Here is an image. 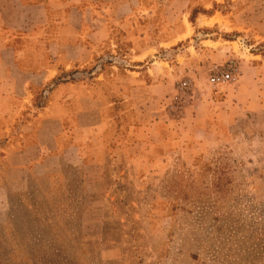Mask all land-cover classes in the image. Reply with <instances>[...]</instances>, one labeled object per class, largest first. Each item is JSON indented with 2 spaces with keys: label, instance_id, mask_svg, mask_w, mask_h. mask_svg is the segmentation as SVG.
Instances as JSON below:
<instances>
[{
  "label": "rangeland",
  "instance_id": "374dc122",
  "mask_svg": "<svg viewBox=\"0 0 264 264\" xmlns=\"http://www.w3.org/2000/svg\"><path fill=\"white\" fill-rule=\"evenodd\" d=\"M109 4L122 18L113 55L128 42L156 47L176 33L182 41L167 52L150 49L149 63L161 54L170 66L69 74L147 72L145 85L131 82L103 111L101 138L112 156L104 174L72 156L14 173L0 156V264H264V66L237 62L249 51L264 57V0L91 5L100 12ZM205 47L234 56L176 68L173 49L191 57ZM228 60L237 64L236 81L210 85V73ZM32 93L36 107L45 93Z\"/></svg>",
  "mask_w": 264,
  "mask_h": 264
},
{
  "label": "crops",
  "instance_id": "0c3cea01",
  "mask_svg": "<svg viewBox=\"0 0 264 264\" xmlns=\"http://www.w3.org/2000/svg\"><path fill=\"white\" fill-rule=\"evenodd\" d=\"M82 1L0 0V156L14 173H23L34 161L72 156L104 174L112 156L101 138L103 111L126 96L131 82L145 85L147 72L141 67L107 74L101 70L92 79L69 74L86 66H170L161 54L149 63L154 55L150 49L167 52L182 41V34L176 33L168 41H157L156 47L128 42L124 54L115 56L120 42L114 29L122 18L112 13L110 4L98 12L91 4L100 0H89L88 6ZM196 52L185 57L180 48L173 49L176 68L196 66L191 58L207 63L234 56L226 47ZM249 54V59L237 60L239 66H264L256 59L264 62L262 54ZM107 56L113 63H102ZM37 88L45 94L34 107L32 90Z\"/></svg>",
  "mask_w": 264,
  "mask_h": 264
},
{
  "label": "built area",
  "instance_id": "2783aa9c",
  "mask_svg": "<svg viewBox=\"0 0 264 264\" xmlns=\"http://www.w3.org/2000/svg\"><path fill=\"white\" fill-rule=\"evenodd\" d=\"M226 67L214 70L208 77L210 85H221L229 82H234L238 78L237 64L233 60H228L225 64ZM188 82L183 81L181 87H187Z\"/></svg>",
  "mask_w": 264,
  "mask_h": 264
}]
</instances>
